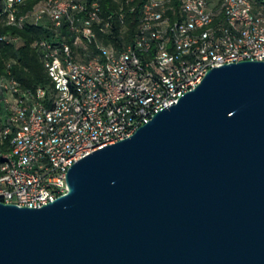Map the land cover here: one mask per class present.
<instances>
[{"label": "water", "instance_id": "1", "mask_svg": "<svg viewBox=\"0 0 264 264\" xmlns=\"http://www.w3.org/2000/svg\"><path fill=\"white\" fill-rule=\"evenodd\" d=\"M66 181L0 201V264H264V61L209 69Z\"/></svg>", "mask_w": 264, "mask_h": 264}, {"label": "built area", "instance_id": "2", "mask_svg": "<svg viewBox=\"0 0 264 264\" xmlns=\"http://www.w3.org/2000/svg\"><path fill=\"white\" fill-rule=\"evenodd\" d=\"M30 1L2 0L0 19L50 31L31 45L51 83L23 87L10 63L0 75L8 113L1 140L12 134L0 150L5 203L41 207L55 200L67 191L73 163L131 136L209 69L264 61V13L255 0ZM130 11L138 12L136 32L119 48L112 38Z\"/></svg>", "mask_w": 264, "mask_h": 264}, {"label": "trees", "instance_id": "3", "mask_svg": "<svg viewBox=\"0 0 264 264\" xmlns=\"http://www.w3.org/2000/svg\"><path fill=\"white\" fill-rule=\"evenodd\" d=\"M38 0H31L29 5L36 3ZM144 0H136L135 3H141ZM217 2L219 0H208ZM255 7L264 13V0H255ZM112 7H117L113 4ZM3 8L2 0H0V11ZM138 23V12L130 11L127 13L124 25H117L116 33L112 38L121 48L124 42H128L136 32ZM15 35L19 37L17 43H5L0 40V75L6 73L8 64L13 76L18 79L23 87L47 86L51 83L44 67L43 61L37 50L31 45L32 41L37 38L50 37V31L35 26H26L22 29L7 25L3 19H0V36ZM108 38H105L107 41ZM1 101V98H0ZM2 104V103H0ZM0 106V150L8 148L12 134L7 135L1 140L2 131L7 124L6 119L1 117Z\"/></svg>", "mask_w": 264, "mask_h": 264}, {"label": "rangeland", "instance_id": "4", "mask_svg": "<svg viewBox=\"0 0 264 264\" xmlns=\"http://www.w3.org/2000/svg\"><path fill=\"white\" fill-rule=\"evenodd\" d=\"M0 103H2V101H0ZM1 106V117L2 119H6L8 117V113L7 110L5 109V107L3 106V104H0Z\"/></svg>", "mask_w": 264, "mask_h": 264}]
</instances>
